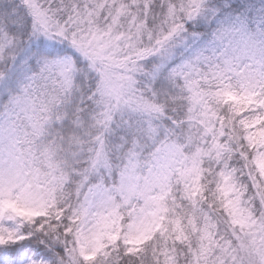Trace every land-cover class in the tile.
Wrapping results in <instances>:
<instances>
[{"label": "snow or ice", "instance_id": "1", "mask_svg": "<svg viewBox=\"0 0 264 264\" xmlns=\"http://www.w3.org/2000/svg\"><path fill=\"white\" fill-rule=\"evenodd\" d=\"M38 14L0 79V113L24 130L0 164V264H264V49L250 75L245 42L264 40V0Z\"/></svg>", "mask_w": 264, "mask_h": 264}, {"label": "trees", "instance_id": "2", "mask_svg": "<svg viewBox=\"0 0 264 264\" xmlns=\"http://www.w3.org/2000/svg\"><path fill=\"white\" fill-rule=\"evenodd\" d=\"M48 1L52 6L59 2V0ZM256 3H259V0H256ZM42 30L38 19L30 13L23 0H0V34L5 37L7 42H12V46L5 49L3 58L0 60V79L12 71L13 65L11 62H14L16 55L23 51L30 40L38 38L36 34L37 32H42ZM52 46L55 49L61 50L62 55L66 54L70 56L72 54V50L65 45L54 42ZM69 78L74 79V70L71 67ZM82 81L83 79L81 78L75 83V91L72 88L68 89V94L64 102L66 106L79 105V92ZM25 82L31 86V98L39 103L43 99V92L41 90L43 85L37 86L36 84H31L30 81ZM21 85L23 86V84ZM163 99L164 97L161 96V100ZM57 104L60 106L59 101ZM3 116L4 113H0V118ZM165 123L168 122L165 121Z\"/></svg>", "mask_w": 264, "mask_h": 264}, {"label": "rangeland", "instance_id": "3", "mask_svg": "<svg viewBox=\"0 0 264 264\" xmlns=\"http://www.w3.org/2000/svg\"><path fill=\"white\" fill-rule=\"evenodd\" d=\"M29 9L30 13L38 19V22L42 29L46 27L44 19L38 14L39 10L42 7L50 6L48 0H23ZM248 47L255 52V60L247 61L249 65V74H255L259 72L261 66V56L260 52L264 49V40L260 38L255 39H247L245 41ZM54 42H52L53 44ZM57 43V42H56ZM59 44V43H57ZM12 42H7L5 37L0 34V60L3 58L4 51L7 47H11ZM66 46V45H65ZM241 71H245L241 69ZM70 73V68L68 69V74ZM26 81V80H25ZM21 88L23 86L21 85ZM32 99V98H31ZM33 100V99H32ZM115 103V102H114ZM20 115V111L4 114L2 118H0V164L7 162V145L9 143H15L17 135H23V128L14 129L13 125L17 124V117ZM11 130V131H10ZM17 149L19 150V145H17Z\"/></svg>", "mask_w": 264, "mask_h": 264}, {"label": "clouds", "instance_id": "4", "mask_svg": "<svg viewBox=\"0 0 264 264\" xmlns=\"http://www.w3.org/2000/svg\"><path fill=\"white\" fill-rule=\"evenodd\" d=\"M93 79H94V78H93ZM81 84H84V81H82ZM85 88H86V90H87V86H86V85H85ZM119 118H120V117L117 116V120H119ZM70 189H71V186H69L68 190L70 191Z\"/></svg>", "mask_w": 264, "mask_h": 264}]
</instances>
